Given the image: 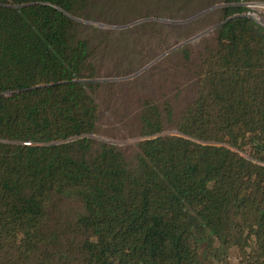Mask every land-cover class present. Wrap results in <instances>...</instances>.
Returning a JSON list of instances; mask_svg holds the SVG:
<instances>
[{"label": "trees", "instance_id": "trees-1", "mask_svg": "<svg viewBox=\"0 0 264 264\" xmlns=\"http://www.w3.org/2000/svg\"><path fill=\"white\" fill-rule=\"evenodd\" d=\"M88 1L0 0V264H264V28L242 5L264 0H223L176 134L145 101L133 168L92 138Z\"/></svg>", "mask_w": 264, "mask_h": 264}, {"label": "rangeland", "instance_id": "rangeland-1", "mask_svg": "<svg viewBox=\"0 0 264 264\" xmlns=\"http://www.w3.org/2000/svg\"><path fill=\"white\" fill-rule=\"evenodd\" d=\"M223 5V0L85 3L84 16L77 19L78 37L92 45L91 62L101 84L95 95L100 107L92 136L96 143L120 149L133 168L145 139L140 122L145 101L172 104L174 117L163 135L176 134V120L196 95L201 58L214 45ZM59 206L71 212L70 204Z\"/></svg>", "mask_w": 264, "mask_h": 264}, {"label": "built area", "instance_id": "built-area-1", "mask_svg": "<svg viewBox=\"0 0 264 264\" xmlns=\"http://www.w3.org/2000/svg\"><path fill=\"white\" fill-rule=\"evenodd\" d=\"M245 16L252 19L258 27L264 28V1L244 2Z\"/></svg>", "mask_w": 264, "mask_h": 264}]
</instances>
